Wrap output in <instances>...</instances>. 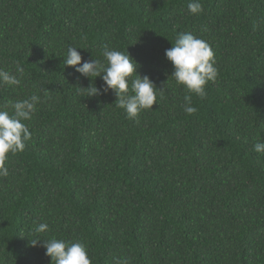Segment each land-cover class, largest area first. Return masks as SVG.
Returning a JSON list of instances; mask_svg holds the SVG:
<instances>
[{
  "label": "trees",
  "instance_id": "1",
  "mask_svg": "<svg viewBox=\"0 0 264 264\" xmlns=\"http://www.w3.org/2000/svg\"><path fill=\"white\" fill-rule=\"evenodd\" d=\"M0 0V110L32 94L31 138L0 177V264H51L29 239L46 222L92 264H264V0ZM210 45L218 76L197 111L165 51L178 33ZM127 52L163 99L129 119L109 92L63 64ZM99 88L103 81L97 78ZM29 238V239H28Z\"/></svg>",
  "mask_w": 264,
  "mask_h": 264
},
{
  "label": "clouds",
  "instance_id": "2",
  "mask_svg": "<svg viewBox=\"0 0 264 264\" xmlns=\"http://www.w3.org/2000/svg\"><path fill=\"white\" fill-rule=\"evenodd\" d=\"M192 14L202 12L203 6L199 0H190L187 5ZM77 49L67 48L63 64L75 68L80 76L86 77L90 83L87 87H77L78 94L84 98H94L113 92L116 106L123 109L129 119L138 117L141 111L150 110L163 99L164 91L147 76L138 73L139 64L130 56L128 51L122 52L109 45L103 46V59L91 58L82 63V56ZM168 62L173 67L171 78L177 85H182L190 95L184 97L186 114L197 111L192 106V95L203 98L206 86L214 82L218 76V69L214 52L207 41L194 36L190 32L178 33L175 43L165 51ZM24 68L17 65L15 74L0 69V84L9 87L21 84ZM103 84L98 88L96 79ZM159 97V99H158ZM40 102V97L32 94L29 98L18 100L11 104L10 114L7 110H0V177H6L9 170L6 161L9 154H17L25 148L31 138V132L24 121H30ZM257 153H264V141L254 145ZM50 231L46 222L39 223L32 230L33 237L29 239L32 247L40 245L45 248V255L50 257L51 264H92L87 249L82 242H68L55 236L45 238L43 234ZM122 264H127L123 261Z\"/></svg>",
  "mask_w": 264,
  "mask_h": 264
}]
</instances>
